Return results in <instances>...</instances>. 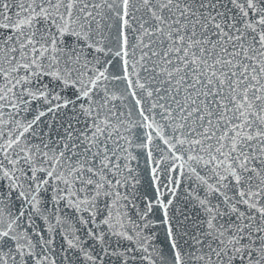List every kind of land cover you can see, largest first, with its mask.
<instances>
[{
	"label": "snow or ice",
	"instance_id": "obj_1",
	"mask_svg": "<svg viewBox=\"0 0 264 264\" xmlns=\"http://www.w3.org/2000/svg\"><path fill=\"white\" fill-rule=\"evenodd\" d=\"M0 264H264V0H0Z\"/></svg>",
	"mask_w": 264,
	"mask_h": 264
}]
</instances>
